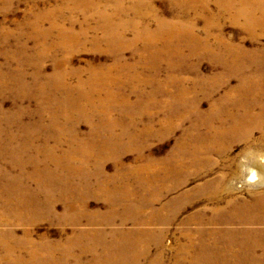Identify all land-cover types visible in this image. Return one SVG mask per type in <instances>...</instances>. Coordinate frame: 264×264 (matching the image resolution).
Listing matches in <instances>:
<instances>
[{
    "label": "rangeland",
    "instance_id": "1",
    "mask_svg": "<svg viewBox=\"0 0 264 264\" xmlns=\"http://www.w3.org/2000/svg\"><path fill=\"white\" fill-rule=\"evenodd\" d=\"M120 1L0 0V264H44L34 247L47 264H264V122L238 106L241 81L258 89L264 75V0L246 7L263 19L252 27L243 0ZM101 11L117 13L122 39L105 38ZM159 22L174 28L133 40L134 25ZM97 67L109 87L96 88ZM247 123L248 138L218 137Z\"/></svg>",
    "mask_w": 264,
    "mask_h": 264
},
{
    "label": "bare ground",
    "instance_id": "2",
    "mask_svg": "<svg viewBox=\"0 0 264 264\" xmlns=\"http://www.w3.org/2000/svg\"><path fill=\"white\" fill-rule=\"evenodd\" d=\"M75 1V0H74ZM85 1V0H84ZM215 1V0H214ZM218 1V0H217ZM224 1V0H223ZM239 1V0H238ZM241 1V0H240ZM240 1H239V3H240ZM262 1V0H261ZM225 2H228L227 0L225 1ZM233 2V1H232ZM256 2V0H243V4H242V7L240 8V9H236L237 11H238V14L240 15V17L242 16V17H244L245 18V20H246V22L248 21L249 22V24L251 25V27H252V25H257V24H260V22L264 19V17H263V19L259 22V19L261 18H258L257 16L256 17H254L253 15V12H251V9L249 10V9H246V7L249 5V4H252L253 5V3H255ZM258 2V1H257ZM260 2V1H259ZM86 3V2H85ZM91 3V2H90ZM92 3H94V2H92ZM120 3H121V1L120 2H118V0H116V4H117V6H119L120 5ZM204 3V2H203ZM219 3H224V2H222V1H220L219 0ZM228 4V3H227ZM259 4H262V3H259ZM258 4V5H259ZM75 5L77 6V4L75 3ZM83 5V4H82ZM89 5H91V4H89ZM88 5V6H89ZM234 5V4H233ZM256 5V4H255ZM263 5V4H262ZM80 6V5H79ZM84 6V5H83ZM219 6H220V4H219ZM223 6V5H222ZM237 6V5H236ZM250 6V5H249ZM92 7V6H91ZM132 7H134V6H132ZM263 7V6H262ZM137 8V7H136ZM223 8V7H222ZM228 8H230V4H229V6L227 7V9ZM238 8V7H237ZM249 8V7H248ZM258 7H256V9H257ZM259 8H261V6L259 7ZM258 8V9H259ZM233 9V8H232ZM84 10H85V8H84ZM106 10V9H105ZM263 10H264V7H263ZM136 11V10H135ZM253 11V10H252ZM227 12V11H226ZM230 12V11H229ZM98 13V15H99V17L102 19L101 20V22H102V26H101V28L99 27V29L102 31V33H104V35H105V38H106V36H109L108 38H110L111 40L112 39H114V40H117V38H119V39H122V33L124 32V28L122 27H119V24H115L114 23V20H115V17H116V15H117V13H115L114 11L110 14V15H106L103 11H101V12H97ZM119 13V12H118ZM232 14H234V13H232ZM257 15V14H256ZM262 16V15H261ZM233 18V17H232ZM238 18V17H237ZM234 19V18H233ZM243 20V19H242ZM234 21V20H233ZM263 22H264V20H263ZM167 23H169V22H167ZM89 24V23H88ZM159 25H158V28H157V31L156 32H154V33H152L151 32V34H145L144 32H143V30H141V29H138V28H136L135 27V25L133 26V32H134V41L135 42H137V41H145L146 42V40L147 41H152V40H154V39H156V37H159L158 36V34H161V33H165L166 32V30H165V28H167L168 30H171V29H173L174 28V26H173V24L172 25H170V24H166V22H159L158 23ZM244 24H245V22H244ZM248 24V25H249ZM42 25V24H41ZM40 25V26H41ZM175 25V24H174ZM263 25V24H262ZM37 26H39V25H37ZM52 26V25H51ZM177 26V25H176ZM175 26V27H176ZM260 26V25H259ZM258 26V27H259ZM95 27V26H94ZM138 27H140V26H138ZM249 27V26H248ZM59 28H62V27H59ZM257 28V27H256ZM260 28V27H259ZM258 28V29H259ZM63 29V28H62ZM83 29V28H82ZM89 29V28H88ZM183 28H181V30H182ZM263 29H264V27H263ZM38 30V29H37ZM95 30V29H94ZM98 30V29H97ZM146 30V29H145ZM144 30V31H145ZM150 30V29H149ZM177 30V28L175 29V33L178 31H176ZM251 30V29H250ZM255 30V29H254ZM39 31H41V30H39ZM64 31V30H63ZM253 31V30H252ZM257 31V30H256ZM264 31V30H263ZM50 32V31H49ZM84 32H85V30H84ZM150 32V31H149ZM172 32H173V30H172ZM181 32V31H180ZM185 32V31H184ZM194 32V31H193ZM41 33H44V31L43 32H41ZM66 33V32H65ZM97 33V32H96ZM170 33H171V31H170ZM169 33V34H170ZM178 33V32H177ZM252 33V32H251ZM256 33V32H255ZM64 34V33H63ZM168 34V33H167ZM173 34V33H172ZM179 34V33H178ZM254 34V33H253ZM68 39H69V42H71V41H73V40H75V37H77V36H75L74 34H72V32H69L68 34ZM103 35V36H104ZM164 35V34H163ZM173 35H175V34H173ZM180 35H181V33H180ZM171 36V35H170ZM177 36V35H176ZM187 36V35H186ZM195 36V35H194ZM219 36V35H218ZM99 37V36H98ZM166 36H164V38H165ZM169 37V36H168ZM174 37V36H173ZM182 37V36H181ZM188 37V36H187ZM192 37V36H191ZM190 37V38H191ZM208 37V36H207ZM59 38H62V37H59ZM132 38H133V36H132ZM131 38V39H132ZM163 38V37H162ZM169 38H171V37H169ZM182 38H184V37H182ZM190 38H188V40H190ZM89 39V38H88ZM179 39H180V37H179ZM64 40H66V39H64ZM78 40H79V37H78ZM109 40V39H108ZM177 40V39H176ZM219 40H220V38H219ZM46 41V40H45ZM76 41V40H75ZM101 41V40H100ZM125 41V40H124ZM156 41V40H155ZM158 41V40H157ZM164 41V40H163ZM194 41V40H193ZM221 41V40H220ZM223 41V40H222ZM42 42V41H41ZM79 42V41H78ZM95 42H96V40H95ZM105 42V41H104ZM108 42V41H107ZM106 42V43H107ZM112 42V41H111ZM116 42V41H115ZM120 42V41H119ZM144 42V43H145ZM158 42H160L161 43V41H158ZM109 43H110V41H109ZM121 43V42H120ZM123 43V42H122ZM122 43H121V46H122ZM126 43H128V42H126ZM130 43V42H129ZM172 43H173V41H172ZM222 43V42H221ZM64 44V43H63ZM115 44H118V43H115ZM125 44V43H124ZM157 45V43H155L154 42V46H156ZM165 44H166V42H165ZM164 44V45H165ZM168 44V43H167ZM171 44V43H170ZM189 44H190V42H189ZM71 45H72V43H71ZM132 45V44H131ZM174 45V44H173ZM196 45V44H195ZM198 45V44H197ZM229 45V44H228ZM232 45V44H231ZM77 46V45H76ZM118 46H120L119 44H118ZM124 46V45H123ZM127 46H128V44H127ZM168 46V45H167ZM230 46V45H229ZM115 47V46H114ZM149 47V46H148ZM156 47H158V46H156ZM45 48V47H44ZM118 48V47H117ZM141 48V47H140ZM146 48V47H145ZM172 48H174V47H172ZM229 48V47H228ZM40 49H41V47H40ZM48 49V48H47ZM125 49V48H124ZM149 49V48H148ZM167 49V48H166ZM171 49V48H170ZM177 49V48H176ZM227 49V48H226ZM230 49V48H229ZM147 50V49H146ZM151 50V49H150ZM149 50V51H150ZM154 50H156V48H154ZM161 50V49H160ZM159 50V51H160ZM228 50V49H227ZM230 50H232V49H230ZM242 50V49H241ZM48 51H49V49H48ZM48 51H46V52H48ZM115 51V50H114ZM159 51H158V53H159ZM165 51V50H164ZM225 51V50H224ZM121 52H122V50H121ZM154 52V51H153ZM163 51H161V53H162ZM170 52H172L171 50H170ZM175 52V51H174ZM221 52V51H220ZM233 52V51H232ZM237 52H239V51H237ZM41 53V52H40ZM142 53H144V52H142ZM212 53V52H211ZM231 53V52H230ZM44 54V53H43ZM46 54V53H45ZM147 54V53H146ZM240 54V53H239ZM242 54V53H241ZM258 53H256V55H257ZM37 55H38V53H37ZM142 55V54H141ZM148 55V54H147ZM153 55V54H152ZM165 55V54H164ZM216 55V54H215ZM214 55V56H215ZM155 56V55H154ZM231 56H232V54H231ZM237 56H239V55H237ZM143 57V56H142ZM146 57V56H145ZM153 57V56H152ZM168 57H169V55H168ZM226 57V56H225ZM233 57V56H232ZM236 57V56H235ZM118 58H120V57H118ZM228 58H229V55H228ZM231 58V57H230ZM240 58V57H239ZM246 58V57H245ZM117 59V58H116ZM157 59H159V57L157 58ZM234 59V61H235V58H233ZM238 59V58H237ZM240 59H242V58H240ZM144 60V59H143ZM147 60V59H146ZM228 60V59H227ZM227 60L226 61H224V62H227ZM123 61V60H122ZM121 61V62H122ZM142 61V60H141ZM244 61V59L242 60V62ZM146 62V61H145ZM236 62V61H235ZM247 62V61H246ZM254 62H256L255 61V59H254ZM232 63V62H231ZM258 63V62H257ZM121 64V63H120ZM234 64V63H233ZM256 64V63H255ZM255 64H254V66H255ZM263 64V63H262ZM119 65V64H118ZM235 65V64H234ZM241 65H242V63H241ZM117 66V65H116ZM126 66V65H125ZM246 66H248V65H246ZM250 66H252V65H250ZM253 66V67H254ZM90 67V66H89ZM111 67V66H110ZM128 67V66H127ZM132 67V66H131ZM130 67V68H131ZM149 67V66H148ZM235 67V66H234ZM236 67H237V65H236ZM235 67V68H236ZM256 67V66H255ZM259 67V66H258ZM92 68V67H91ZM248 68H250V67H248ZM263 68V67H262ZM116 69V68H115ZM148 69V68H147ZM239 69V68H238ZM244 69V68H243ZM235 70V69H234ZM247 70V69H246ZM117 71V70H116ZM125 71V70H124ZM254 71V70H253ZM93 72V76H94V79H95V81H96V83L98 82V84H97V86H96V88H98V87H100V88H107V87H109L108 86V84L107 83H109V81H107V78H105V74L108 72V69L107 68H102V67H100V68H95V70L94 71H92ZM121 72V71H120ZM141 72V71H140ZM238 72V71H237ZM252 72V71H251ZM250 72V73H251ZM256 72H258V71H256ZM132 73V72H131ZM249 73V72H248ZM250 73L248 74V75H250ZM258 73H260V72H258ZM124 74V73H123ZM254 74V73H253ZM253 74H251L252 76H253ZM262 74H263V71H262ZM65 75V74H64ZM256 75V74H255ZM114 76H116V75H114ZM137 76V75H136ZM242 76V75H241ZM244 76V75H243ZM262 76V75H261ZM232 77V76H231ZM257 77V76H256ZM256 77H255V81H257L256 80ZM120 78V77H119ZM241 78V77H240ZM239 78V79H240ZM79 79V78H78ZM223 79V78H222ZM221 79V80H222ZM227 79H229V78H227ZM232 79V78H231ZM120 80V79H119ZM215 80V79H214ZM220 80V79H219ZM249 80V79H248ZM248 80L245 78V79H243L242 81H241V83H240V85H241V87H240V90L239 91H243L246 95L245 96H243V97H241L240 98V96H239V98L240 99H242V101H241V103L238 105L239 107H241V108H243L244 110H246V113H243V114H247V116H249V118L248 119H250V120H248L249 122H250V124L252 123V120H254L253 118H255L256 120L255 121H257V118L258 119H260V120H262L263 122H264V103H262V102H260V97H258V95L259 94H263V92H264V85H263V82H264V75H263V77H259L258 76V81H257V83H258V89H256V88H252L250 85L251 84H248L249 82H248ZM251 80V79H250ZM253 80H254V77H253ZM64 81V80H63ZM80 81V80H79ZM78 81V82H79ZM91 81V80H90ZM121 81V80H120ZM119 81V82H120ZM210 81V80H209ZM217 81V80H216ZM223 81V80H222ZM118 82V83H119ZM224 82V81H223ZM67 83H68V81H67ZM80 83L82 84V82L80 81ZM121 83V82H120ZM207 83H209V82H207ZM225 83V82H224ZM63 84V83H62ZM77 84H79V83H77ZM76 84V85H77ZM90 84H91V82H90ZM116 84V83H115ZM218 84H219V82H218ZM221 84V83H220ZM73 85V84H72ZM84 84H82V86H83ZM168 85V84H167ZM212 85V84H211ZM224 85V84H223ZM222 85V86H223ZM239 85V86H240ZM38 86H39V84H38ZM86 86V85H85ZM88 86V85H87ZM113 86V85H112ZM112 86H110V87H112ZM203 86V85H202ZM220 86V85H219ZM227 86V85H226ZM50 87V86H49ZM69 87V86H68ZM71 87V86H70ZM167 87V86H166ZM249 87V88H248ZM39 88H40V86H39ZM43 88V87H42ZM41 88V89H42ZM73 88H75V87H73ZM72 88V89H73ZM214 88V87H213ZM216 88V87H215ZM214 88V89H215ZM239 88V87H238ZM77 89V88H76ZM75 89V90H76ZM162 89V88H161ZM232 89V88H231ZM237 89V88H236ZM91 90H93V89H91ZM196 90V89H195ZM233 90V89H232ZM235 90V89H234ZM67 91H69V90H67ZM85 91H87L86 89H85ZM84 91V92H85ZM215 91V90H214ZM231 91V90H230ZM235 91H238V90H235ZM234 91V92H235ZM43 93V92H42ZM67 93H69V92H67ZM74 93V92H73ZM88 93V92H87ZM212 93H214V92H212ZM230 93V92H229ZM231 93H232V91H231ZM258 94V95H256V97H254V98H252V96L254 95V94ZM71 94V93H70ZM184 94V93H183ZM236 94V93H235ZM241 94H242V92H241ZM44 95V94H43ZM47 95V94H46ZM57 95V94H56ZM72 95H74V94H72ZM76 95H78V93L76 94ZM86 94H84V96H82V94H81V97H83V99H85L86 98V96H85ZM206 95H208L207 93H206ZM212 95V94H211ZM228 95V94H227ZM226 95V96H227ZM243 95V94H242ZM71 96V95H70ZM79 96V95H78ZM204 96V95H203ZM208 96H210V95H208ZM73 97V96H72ZM232 97H233V95H232ZM59 98H61V97H59ZM230 98V97H229ZM56 99H58V98H56ZM66 99H68V98H66ZM79 99H80V97H79ZM90 101H91V98L89 97L88 98ZM235 99V98H234ZM205 100V99H204ZM227 100V99H226ZM229 100V99H228ZM227 100V101H228ZM237 100V99H236ZM59 101V100H58ZM65 101V100H64ZM67 101V100H66ZM97 101V100H96ZM224 101V100H223ZM230 101H231V99H230ZM229 101V102H230ZM233 101V100H232ZM235 101V100H234ZM233 101V102H234ZM238 101V100H237ZM226 102V101H225ZM220 103V102H219ZM236 103H238V102H236ZM262 103V104H261ZM63 104H64V102H63ZM215 104V103H214ZM224 104V103H223ZM228 104V103H227ZM257 104H260V109H261V111L258 113V114H256L255 115V112H254V114H252V107H255ZM97 105V104H96ZM95 105V103H93V102H89L88 103V106L92 109V110H96L97 109V106ZM218 105V104H217ZM225 105V104H224ZM230 105H234V103L233 104H230ZM230 105H228V106H230ZM237 105V104H236ZM153 106V105H152ZM79 107V106H78ZM77 107V108H78ZM196 107V106H195ZM195 107H194V109H195ZM212 107V106H211ZM218 107H220V106H218ZM233 107V106H232ZM258 107V108H259ZM64 108V107H63ZM70 108V107H69ZM75 108H76V105H75ZM217 108V107H216ZM241 108H238V109H241ZM72 109H73V107H72ZM212 109V108H211ZM229 109H231V108H229ZM233 109V108H232ZM242 109V110H243ZM78 110H80V109H78ZM77 110V111H78ZM161 110V109H160ZM209 110V109H208ZM213 110H214V108H213ZM237 110V109H236ZM164 111V110H163ZM186 111V110H185ZM216 111V110H215ZM214 111V112H215ZM257 111H258V109H257ZM155 112V111H154ZM187 112V111H186ZM197 112V111H196ZM232 112H234V110L232 111ZM237 112H239V111H237ZM231 113V112H230ZM149 114V113H148ZM151 114V113H150ZM153 114V113H152ZM166 114V113H165ZM169 114V113H168ZM171 114H173V113H171ZM186 114V113H185ZM189 114V113H188ZM219 114V113H218ZM217 114V115H218ZM236 114V113H235ZM242 114V113H241ZM242 114V115H243ZM154 115V114H153ZM187 115V114H186ZM199 115V114H198ZM229 115V114H228ZM227 115V116H228ZM237 115V114H236ZM156 116V115H155ZM154 116V117H155ZM182 116H184V115H182ZM214 116V115H213ZM220 116V115H219ZM232 116V115H231ZM238 116H240V115H238ZM153 117V116H152ZM244 117V116H243ZM183 118V117H182ZM185 118V117H184ZM231 118V117H230ZM238 118V117H237ZM239 118H242V117H239ZM186 119V118H185ZM207 119V118H206ZM222 119H223V116H222ZM252 119V120H251ZM53 120V119H52ZM167 120V119H166ZM165 120V121H166ZM184 120V119H183ZM241 120V119H240ZM180 121V120H179ZM196 121V120H195ZM220 121V120H219ZM222 121V120H221ZM232 121H234L235 122V119L233 120H231V122ZM246 121V120H245ZM244 121V122H245ZM254 121V122H255ZM168 122H170V121H168ZM197 122V121H196ZM239 122V121H238ZM242 122V121H241ZM163 123V122H162ZM200 123H202L201 121H200ZM223 123V122H222ZM226 123V122H225ZM236 123V122H235ZM256 123V122H255ZM165 124H166V122H165ZM164 124V125H165ZM169 124V123H168ZM196 124V123H195ZM210 124V123H209ZM212 124V123H211ZM227 124V123H226ZM248 125H249V127L246 129L245 127H243L244 128V135H241V134H239L238 133V131H239V127L241 128V126H236V125H232L230 128L229 127H227V128H229V129H227V130H223L221 133H220V135L218 136L219 138L220 137H226L227 135H230V136H232V137H235V138H237V139H239L240 137H241V139L243 138V137H249L250 136V133L252 132L251 130L253 129V125L251 126L249 123H247ZM260 124V123H259ZM163 125V124H162ZM163 125V126H164ZM167 125V124H166ZM170 125V124H169ZM204 124H202V126H203ZM206 125V124H205ZM228 125H230V124H228ZM245 125V124H244ZM261 125V124H260ZM160 126V125H159ZM174 126V125H173ZM193 126V125H192ZM200 126V125H199ZM209 126V125H208ZM207 126V127H208ZM219 126V125H218ZM215 126H213V128H214ZM171 129H172V127H170ZM194 128V127H193ZM195 128H196V126H195ZM199 128V127H198ZM206 128V127H205ZM220 128V127H219ZM242 128V129H243ZM264 128V127H263ZM152 129V128H151ZM163 129V128H162ZM166 129H167V127H166ZM197 129V128H196ZM195 129V130H196ZM246 129V130H245ZM165 130V129H164ZM200 130H202L201 128H200ZM206 130V129H205ZM256 130V129H255ZM170 131V130H169ZM175 131V130H174ZM188 131H189V129H188ZM215 131V130H214ZM262 131V130H261ZM167 132V131H166ZM172 132H173V129H172ZM185 132V131H184ZM200 132V131H199ZM203 132V131H202ZM201 132V133H202ZM263 132V131H262ZM75 133V132H74ZM186 133V132H185ZM197 133V132H196ZM213 133V132H212ZM166 134V133H165ZM165 134H164V136H165ZM171 134V133H170ZM198 134V133H197ZM207 134V133H206ZM214 134H215V132H214ZM263 134V133H262ZM72 135V134H71ZM73 135H75V134H73ZM167 135H169V134H167ZM191 135V134H190ZM203 135V134H202ZM205 135V134H204ZM211 135V134H210ZM186 136H187V133H186ZM193 136H194V134H193ZM192 136V137H193ZM206 136V135H205ZM212 136V135H211ZM189 137V136H188ZM191 137V138H192ZM201 137V136H200ZM263 137V136H262ZM195 138V137H194ZM205 138V137H204ZM183 139V138H182ZM188 139V138H187ZM186 139V140H187ZM196 139V138H195ZM206 139V138H205ZM211 139V138H210ZM227 139V138H226ZM230 139V138H229ZM252 139V138H251ZM259 139V138H258ZM78 140V139H77ZM191 140V139H190ZM199 140H201L200 138H199ZM213 140V139H212ZM225 140V139H224ZM233 140V139H232ZM234 140H236V139H234ZM264 140V139H263ZM70 141V140H69ZM193 141V140H192ZM191 141V142H192ZM195 141V140H194ZM204 141V140H203ZM202 141V142H203ZM210 141V140H209ZM215 141H216V139H215ZM222 141V140H221ZM228 141V140H227ZM190 142V141H189ZM190 142V143H191ZM198 142V141H197ZM208 142V141H207ZM218 142V141H217ZM219 142H220V140H219ZM229 142H230V140H229ZM254 142V141H253ZM259 142V141H258ZM264 142V141H263ZM183 143V142H182ZM211 143V142H210ZM209 143V144H210ZM223 143V142H222ZM251 143H252V141H251ZM69 144V143H68ZM196 144V143H195ZM202 144V143H201ZM207 144V143H206ZM212 144V143H211ZM233 144V143H232ZM254 144V143H253ZM72 145V144H71ZM185 145V144H184ZM183 144H182V147L184 146ZM188 145V144H187ZM191 145L192 144H190V147H191ZM213 145H215V144H213ZM219 145V144H218ZM259 145V144H258ZM257 145V146H258ZM261 145V144H260ZM179 146L181 147V145L179 144ZM210 146V145H209ZM220 146H222L223 147V145H220ZM72 147V146H71ZM182 147H181V149H182ZM197 153L198 152H202V147H200L198 144H197ZM196 147L194 148V149H196ZM213 147H215V146H213ZM217 147V146H216ZM252 147V146H251ZM225 148H226V146H225ZM224 148V149H225ZM264 148V147H263ZM180 149V148H179ZM190 149H192V148H190ZM209 149V148H208ZM216 149V148H215ZM217 149H218V147H217ZM226 150V149H225ZM206 151V150H205ZM223 151V150H222ZM191 152V151H190ZM196 152V151H195ZM195 152H194V154H195ZM204 152V151H203ZM181 153H182V151H181ZM188 153V152H187ZM205 153H207V151L205 152ZM215 153H219V152H215ZM220 153H221V151H220ZM74 154V153H73ZM188 154H190V153H188ZM209 154V153H208ZM198 155V154H197ZM196 155V156H197ZM201 155V154H200ZM72 156V155H71ZM74 156V155H73ZM72 156V157H73ZM76 156V155H75ZM194 156V155H193ZM210 156V155H209ZM183 157V156H182ZM195 157V156H194ZM205 157V156H204ZM208 157V156H207ZM197 158V157H196ZM209 159V158H208ZM58 160V159H57ZM193 160V159H192ZM196 160V159H195ZM194 160V161H195ZM200 160V159H199ZM86 163V162H85ZM104 165V164H103ZM48 167V166H47ZM98 168H100V167H98ZM252 169V168H251ZM1 170V169H0ZM251 173H253V170H252V172ZM255 174V173H254ZM256 175V174H255ZM257 176V175H256ZM251 177H254V175H251ZM221 179V178H220ZM217 182H218V180H217ZM216 182V183H217ZM213 183V182H212ZM215 183V182H214ZM107 184V183H106ZM212 186V185H211ZM218 187V186H217ZM110 190V189H109ZM108 190V191H109ZM100 191V190H99ZM215 191V190H214ZM101 192H104V191H101ZM159 192V191H158ZM155 193V192H154ZM153 193V194H154ZM160 193V192H159ZM261 193H263V192H261ZM104 194V193H103ZM150 194V193H149ZM257 194V193H256ZM28 195V194H27ZM26 195V196H27ZM102 195V194H101ZM108 195V194H107ZM124 195H125V197H124ZM123 195V197H124V199L125 198H128L129 197V195H127V194H124ZM218 195V194H217ZM214 196H215V194H214ZM24 197H25V195H24ZM110 197H112V196H110ZM150 197V196H149ZM224 197V196H223ZM262 197V196H261ZM264 197V196H263ZM23 198V197H22ZM107 198V197H106ZM109 198V197H108ZM259 198V197H258ZM257 198V199H258ZM25 199H26V197H25ZM112 199V198H111ZM137 199V198H136ZM24 200V199H23ZM130 200V199H129ZM140 200V199H139ZM138 200V201H139ZM150 200V199H149ZM154 200V199H153ZM233 200V199H232ZM259 200V199H258ZM27 201V200H26ZM32 201V200H31ZM53 201V200H52ZM146 201H147V199H146ZM155 201V200H154ZM230 201V200H229ZM228 201V202H229ZM250 201V200H249ZM253 201V200H252ZM76 202V201H75ZM113 202V201H112ZM135 202H137V201H135ZM141 202V201H140ZM227 202V203H228ZM231 202V201H230ZM245 202V201H244ZM248 202V201H247ZM261 202V201H260ZM119 203V202H118ZM124 203V202H123ZM146 203V202H145ZM235 203V202H234ZM246 203V202H245ZM249 203V202H248ZM8 204V203H7ZM51 204H52V202H51ZM115 204V203H114ZM127 204V203H126ZM148 204V203H147ZM233 204V203H232ZM254 204V203H253ZM113 205V204H112ZM138 205V204H137ZM146 205V204H145ZM248 205V204H247ZM252 205V204H251ZM22 206V205H21ZM126 206V205H125ZM124 206V207H125ZM142 206V205H141ZM250 206V205H249ZM26 207V206H25ZM140 207V206H139ZM152 207V206H151ZM237 207V206H236ZM235 207V208H236ZM238 207H239V205H238ZM261 207V206H260ZM27 208V207H26ZM144 208V207H143ZM146 208V207H145ZM144 208V209H145ZM147 208H148V206H147ZM234 208V209H235ZM245 208V207H244ZM250 208V207H249ZM252 209H254L253 208V206L251 207ZM262 208H264V207H262ZM124 209V208H123ZM150 209V208H149ZM220 209V208H219ZM233 209V210H234ZM238 209H240V208H238ZM237 208H236V210H238ZM243 209V208H242ZM112 210H114V209H112ZM116 210H117V208H116ZM116 210H114L115 211V213L117 212ZM141 211H143V210H141ZM145 211V210H144ZM214 211V210H213ZM221 211V210H220ZM249 211V210H248ZM255 211V210H254ZM261 211V210H260ZM110 212H111V210H110ZM128 212V211H127ZM126 212V213H127ZM146 212V211H145ZM158 212V211H157ZM156 212V213H157ZM219 212V211H218ZM233 212V211H232ZM235 212V211H234ZM238 212H239V210H238ZM246 212V211H245ZM262 212V211H261ZM138 213V212H137ZM143 213V212H142ZM156 213H154V214H156ZM243 213V212H242ZM250 213V212H249ZM254 213V212H253ZM213 214H214V212H213ZM218 214V213H217ZM232 214V213H231ZM237 214V213H236ZM235 214V215H236ZM239 214V213H238ZM248 214V213H247ZM91 215V214H90ZM118 215V214H117ZM137 215V214H136ZM143 215H144V213H143ZM254 215V214H253ZM256 215H258V213H257V211H256ZM260 215H262V214H260ZM259 215V216H260ZM111 216V215H110ZM121 216V215H120ZM122 216H124V215H122ZM132 216H134V215H132ZM218 216V215H217ZM223 216V215H222ZM227 216V215H226ZM230 216V215H229ZM228 216V217H229ZM263 216V215H262ZM111 217H113V216H111ZM116 217V216H115ZM114 217V218H115ZM138 217V216H137ZM215 217V216H214ZM236 217V216H235ZM246 217V216H245ZM252 217H254V216H252ZM251 216H250V218H252ZM1 218V217H0ZM231 218V217H230ZM239 218V217H238ZM243 218V217H242ZM260 218H261V216H260ZM259 218V219H260ZM245 219V218H244ZM255 219V218H254ZM262 219V218H261ZM125 220H128L127 218L125 219ZM3 221V220H2ZM114 221V220H113ZM112 221V222H113ZM132 221V220H131ZM213 221V220H212ZM242 221V220H241ZM247 221H248V219H247ZM252 221V220H251ZM263 221V220H262ZM110 222V221H109ZM108 222V223H109ZM126 222V221H125ZM214 222V221H213ZM226 222V221H225ZM231 222V221H230ZM261 222V221H260ZM122 223V222H121ZM216 223V222H215ZM218 223V222H217ZM221 223H222V221H221ZM246 223V222H245ZM125 224V223H124ZM237 224V223H236ZM249 224H250V222H249ZM256 224H258L257 222H256ZM240 225H242L241 223H240ZM246 226H247V224H246ZM126 230V229H125ZM123 231V230H122ZM114 232V231H113ZM123 233H125V232H123ZM247 233V232H246ZM255 233V232H254ZM254 233H253V235H254ZM114 234V233H113ZM9 235H11V234H9ZM119 235V234H118ZM121 235V234H120ZM126 235V234H125ZM250 235V234H249ZM15 236V235H14ZM95 236V235H94ZM102 236V235H101ZM114 236H115V234H114ZM256 236V235H255ZM97 237H99V236H97ZM116 237V236H115ZM117 238V237H116ZM263 238V237H262ZM13 239V238H12ZM129 239V238H128ZM79 240V239H78ZM94 240V239H93ZM17 241V240H16ZM15 241V242H16ZM101 241V240H100ZM72 242H74V241H72ZM76 242V241H75ZM78 243H79V241H78ZM96 244V243H95ZM116 244V243H115ZM53 245V244H52ZM81 244H79V246H80ZM2 246V245H1ZM19 246V245H18ZM22 246V245H21ZM21 246H19V247H21ZM93 246V245H92ZM96 246V245H95ZM115 246V245H114ZM124 246V245H123ZM129 246V245H128ZM4 248V247H3ZM10 248V247H9ZM8 247H6V249H8L7 251L9 252V254H10V252H12V251H15V250H13V249H9ZM23 247H21V249H22ZM89 248V247H88ZM92 248V247H91ZM91 248H89V249H91ZM17 249H18V247H17ZM44 249H46V248H44ZM123 249V248H122ZM40 250H42V249H39L38 247H34V248H32V250H30V261H32V262H41V263H44V264H47L48 262L49 263H51V259H53V258H51V257H48V258H46V259H44V257H42L43 255H40L39 254V252H40ZM49 250V249H48ZM47 250V251H48ZM83 250V249H82ZM126 250V249H125ZM43 251V250H42ZM124 251V250H123ZM17 252V251H16ZM15 252V253H16ZM50 252V251H49ZM86 252V251H85ZM121 252V251H120ZM51 253V252H50ZM91 253H93V252H91ZM82 254H83V252H82ZM121 254V253H120ZM11 255V254H10ZM87 255V254H86ZM16 256V255H15ZM52 256V255H51ZM83 256V255H82ZM1 257H2V255H1ZM4 257H5V255H4ZM42 257V258H41ZM77 257V256H76ZM15 259H12V258H9V261L11 262V264H24L23 263V260L20 258V257H14ZM74 258V257H73ZM1 259V258H0ZM7 260H8V258H6ZM4 260V259H3ZM65 260V259H64ZM96 260V259H95ZM39 262V263H40ZM64 263V262H63ZM81 263V262H80Z\"/></svg>",
    "mask_w": 264,
    "mask_h": 264
}]
</instances>
